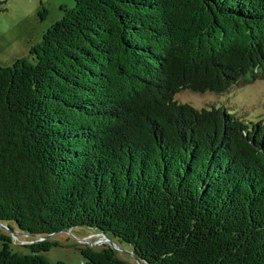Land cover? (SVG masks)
<instances>
[{
	"label": "trees",
	"instance_id": "1",
	"mask_svg": "<svg viewBox=\"0 0 264 264\" xmlns=\"http://www.w3.org/2000/svg\"><path fill=\"white\" fill-rule=\"evenodd\" d=\"M59 10L0 68V224L28 237L0 228V264H62L40 237L78 226L141 264H264V118L174 98L264 78V0ZM102 240L82 264H136Z\"/></svg>",
	"mask_w": 264,
	"mask_h": 264
},
{
	"label": "rangeland",
	"instance_id": "2",
	"mask_svg": "<svg viewBox=\"0 0 264 264\" xmlns=\"http://www.w3.org/2000/svg\"><path fill=\"white\" fill-rule=\"evenodd\" d=\"M0 2L3 7L0 10V68L8 67L14 59L26 55L28 46L36 43L43 31L59 19V7L70 8L73 5V0H0ZM41 9L43 16L39 19L37 12ZM25 43L27 48L23 49ZM174 98L194 108L222 106L227 112L245 121L264 118V78L232 86L219 94L182 90L176 93ZM7 225L11 227V232L6 230L4 232L10 237L12 249L21 253L28 252V248L22 246L27 244L28 237L21 235L12 223ZM100 238L95 229L74 227L67 232L61 231L47 237L46 240L55 244L38 255L51 262L82 264L83 258L79 248L88 246L97 250L101 247L97 243ZM108 240L115 247L113 250L117 257L128 262L133 260L127 253L128 245L111 237Z\"/></svg>",
	"mask_w": 264,
	"mask_h": 264
},
{
	"label": "water",
	"instance_id": "3",
	"mask_svg": "<svg viewBox=\"0 0 264 264\" xmlns=\"http://www.w3.org/2000/svg\"><path fill=\"white\" fill-rule=\"evenodd\" d=\"M0 228L1 229H4L5 230V228H4V226H2L1 224H0ZM100 235H101V237L103 238V242H106L107 243V245L111 248V249H115V247L112 245V243H111V241H109L108 239H107V237H106V235L105 234H102V233H99ZM51 235V234H50ZM49 235H46V236H42V237H40L41 239H43V238H47ZM133 259H134V261H135V263L136 264H141L140 262H139V260L134 256V254L132 253V252H127Z\"/></svg>",
	"mask_w": 264,
	"mask_h": 264
},
{
	"label": "crops",
	"instance_id": "4",
	"mask_svg": "<svg viewBox=\"0 0 264 264\" xmlns=\"http://www.w3.org/2000/svg\"><path fill=\"white\" fill-rule=\"evenodd\" d=\"M42 33V32H41ZM35 39V38H34ZM33 39V40H34ZM25 48H27V44L25 43V44H23V49H25Z\"/></svg>",
	"mask_w": 264,
	"mask_h": 264
}]
</instances>
